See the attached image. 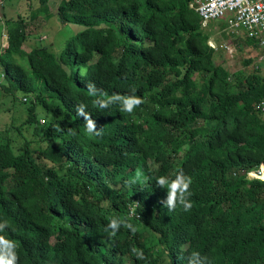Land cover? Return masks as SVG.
<instances>
[{"label": "trees", "instance_id": "1", "mask_svg": "<svg viewBox=\"0 0 264 264\" xmlns=\"http://www.w3.org/2000/svg\"><path fill=\"white\" fill-rule=\"evenodd\" d=\"M37 1L12 20L0 50V88L27 112L0 135V222L9 224L0 235L16 243L18 264H187L193 251L211 264H264V180L247 177L264 163L261 64L246 58L253 69L236 73L216 62L193 0H61L54 15L50 0ZM38 12L72 33L28 44L27 19ZM89 81L108 96L135 88L144 102L132 113L100 110ZM77 104L101 137L87 133ZM181 168L192 207L170 212L155 180ZM137 169L147 183H128ZM122 217L138 230L105 231Z\"/></svg>", "mask_w": 264, "mask_h": 264}, {"label": "rangeland", "instance_id": "2", "mask_svg": "<svg viewBox=\"0 0 264 264\" xmlns=\"http://www.w3.org/2000/svg\"><path fill=\"white\" fill-rule=\"evenodd\" d=\"M60 2L61 0H50V2L48 3L49 11L55 14ZM33 4H36L35 9L33 7L30 8L29 4H27V1L25 0H6V15L7 17H10L12 15L14 19H16L17 17L23 16L24 14H29L31 11L33 13L39 5L37 0H35ZM27 20H29L26 24V31L29 34L27 39L28 44H32L35 38V41L42 39L43 43L45 44H51V42L58 43V41L61 40L64 35L60 33V30L62 28H66V34L68 35H70L73 31V26L71 24L62 25L58 19V16H52L49 19L45 17V14L43 12H38L35 18H28ZM203 27L208 31H212L209 42L215 45V51L212 53V55H214V59L216 62H220L221 64H223L230 72L237 73L241 71V69L245 71H248L251 68L253 69V64L244 66L243 60L249 57H254L255 59L257 54H260L258 53V49L256 48V46L249 45L245 41H242L241 43L235 42V38L223 33L222 28L224 26L219 22H209ZM223 43L229 44L232 51H225L222 48ZM7 45L8 40L6 35L4 47L7 48ZM5 48H2V51L5 52ZM2 80L3 76L1 74L0 82H2ZM17 96L21 97L22 95L18 94ZM24 100L26 99L24 98ZM14 101L11 94H7L0 88V135H4L6 133L5 130L7 128H10V126L16 128V126L21 125L22 122L27 118L26 105L19 104ZM37 111L40 113V122L43 123L44 119L42 118L45 117V114L42 113L43 110L40 107L37 109ZM22 131H24L25 137H32V133L30 130H26L25 128H23ZM9 133L13 139V144L15 147H17L18 145L21 146L23 144L24 138L19 135L14 129H11ZM32 148L36 151L38 149V144L33 143Z\"/></svg>", "mask_w": 264, "mask_h": 264}, {"label": "clouds", "instance_id": "3", "mask_svg": "<svg viewBox=\"0 0 264 264\" xmlns=\"http://www.w3.org/2000/svg\"><path fill=\"white\" fill-rule=\"evenodd\" d=\"M79 73L82 78H86L87 70L85 68H81ZM86 87L88 90V95L94 98L92 101L93 106L100 110L107 109L113 104H119L120 111L122 113H132L144 102L142 97L135 94V88L130 89L131 94L129 95L113 93L111 96H108L107 94L101 92L93 82H87ZM76 112L77 115L82 117L86 122V131L88 134L95 135L96 137L102 136L103 127L97 128L96 121L92 119L91 114L86 111V106L84 104H77ZM56 131H62V129L57 126ZM69 131L71 132V129H69ZM258 178L264 180V176H260ZM149 179L150 177L146 176L142 170L137 169L135 177L128 183L145 184ZM192 182L191 176L186 174L182 168L177 170L174 179L170 180L165 175L158 176L155 180L156 185L161 189H167V196L161 202L163 206L166 207L170 212L174 211L178 205L181 206L185 211H189L192 207L191 201L189 199L192 196V192L190 191ZM121 226L131 230L132 233H135L138 230L137 227L134 226L127 217H122L112 218L109 221L105 231L111 230L110 235L115 236ZM8 227L9 224L7 220L0 222V232H3ZM16 248L17 245L13 240L7 239L5 236L0 235V264H18L19 255L16 251ZM132 252L138 259H146L143 250L133 248ZM187 264H211V261L207 256H202L199 252L193 251L187 258Z\"/></svg>", "mask_w": 264, "mask_h": 264}, {"label": "built area", "instance_id": "4", "mask_svg": "<svg viewBox=\"0 0 264 264\" xmlns=\"http://www.w3.org/2000/svg\"><path fill=\"white\" fill-rule=\"evenodd\" d=\"M191 7L200 16L203 26L219 22L224 26L222 31L225 35L255 40L260 54H257L254 63H260L264 70V0H193ZM209 41L214 49L215 45ZM222 48L232 51L227 43H223ZM256 109L264 117V100L256 104ZM260 176H264V163L247 171L250 179H259Z\"/></svg>", "mask_w": 264, "mask_h": 264}, {"label": "crops", "instance_id": "5", "mask_svg": "<svg viewBox=\"0 0 264 264\" xmlns=\"http://www.w3.org/2000/svg\"><path fill=\"white\" fill-rule=\"evenodd\" d=\"M5 1L6 0H0V50L4 48L6 34L9 30V25H11L12 20H16L12 15L10 16V18L7 17L5 11ZM50 13L53 14L52 12ZM0 75H1V68H0Z\"/></svg>", "mask_w": 264, "mask_h": 264}]
</instances>
